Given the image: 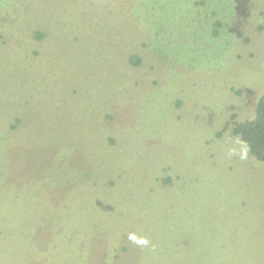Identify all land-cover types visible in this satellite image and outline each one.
I'll return each mask as SVG.
<instances>
[{"label":"rangeland","instance_id":"374dc122","mask_svg":"<svg viewBox=\"0 0 264 264\" xmlns=\"http://www.w3.org/2000/svg\"><path fill=\"white\" fill-rule=\"evenodd\" d=\"M263 91L264 0H0V264H264Z\"/></svg>","mask_w":264,"mask_h":264},{"label":"trees","instance_id":"16d2710c","mask_svg":"<svg viewBox=\"0 0 264 264\" xmlns=\"http://www.w3.org/2000/svg\"><path fill=\"white\" fill-rule=\"evenodd\" d=\"M230 132L245 140L249 145V154L264 163V91L258 97L254 118L233 122Z\"/></svg>","mask_w":264,"mask_h":264},{"label":"clouds","instance_id":"9594fccd","mask_svg":"<svg viewBox=\"0 0 264 264\" xmlns=\"http://www.w3.org/2000/svg\"><path fill=\"white\" fill-rule=\"evenodd\" d=\"M249 145L242 138H234L230 140L226 149L227 158L231 159L237 157L241 161H246L249 157ZM128 239L135 245L141 248L150 247V241L145 236H137L136 234L130 233ZM154 249V246H152Z\"/></svg>","mask_w":264,"mask_h":264}]
</instances>
